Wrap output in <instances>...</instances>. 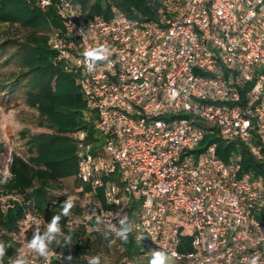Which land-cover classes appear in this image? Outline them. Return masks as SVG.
<instances>
[{"label":"built area","instance_id":"built-area-1","mask_svg":"<svg viewBox=\"0 0 264 264\" xmlns=\"http://www.w3.org/2000/svg\"><path fill=\"white\" fill-rule=\"evenodd\" d=\"M33 1L59 13L54 60L76 76L100 133H76L77 185L53 189L58 199L108 224L135 203L139 237L169 264H264V177L242 171L239 153L221 158L215 142L199 149L217 130L264 156V0H146L151 18ZM100 46L109 60L88 73L83 53ZM38 215L28 207L24 223Z\"/></svg>","mask_w":264,"mask_h":264},{"label":"trees","instance_id":"trees-1","mask_svg":"<svg viewBox=\"0 0 264 264\" xmlns=\"http://www.w3.org/2000/svg\"><path fill=\"white\" fill-rule=\"evenodd\" d=\"M74 1L80 2L84 8H89L90 15L101 14L110 18L113 15L112 7L115 5L132 17H154L153 7L146 0ZM2 23L19 24L30 31L23 39L8 38L0 41V56L5 54L3 62L14 58L18 64L17 70L13 72L15 74L13 78L0 80V92L23 90L27 102L38 110L39 124L51 129L49 132L29 135V157L13 153L9 173L6 179L0 182V189L3 188L4 192L19 193L26 202L17 201L5 212L0 211V240L7 244L3 263L7 264L8 258L13 254V234L23 227L19 220L25 215L28 207L51 218L61 214L64 203L58 199L52 186L58 189L62 178L78 171L76 133L84 130L88 140L98 139L100 133L96 126V110L84 96L76 76L67 71L63 63L54 60L55 50L46 32L49 34L52 24L62 23L55 6L43 9L33 0H0V25ZM9 46H13L14 50H9ZM252 141L258 143L260 139L253 134ZM211 142L216 143L218 154L224 160H229L233 154L239 153L242 171H253L256 175L264 177V156L256 157L246 142L225 140L218 135L217 130H213L205 135L199 149ZM262 150L264 152V145ZM99 195L105 207H109L101 192ZM27 200L30 202L27 203ZM73 205L69 214H80L84 210L93 209L91 205L87 207L78 203ZM124 214L132 222L133 232L127 242L120 238L119 241L123 247V255L131 261L149 247L138 237L140 231L134 227L143 219L139 215L137 205L131 203L122 215ZM68 217L69 215L61 216L60 225L68 233L74 249L69 250V245H64L65 251L73 255V260L78 264H89L87 253L91 252L95 239L88 236L84 223L70 229ZM261 217L264 218V214ZM92 223L96 225L97 220L93 219ZM99 236L97 240L101 244L104 243L105 239ZM109 239L111 236L106 238ZM146 264H149V261Z\"/></svg>","mask_w":264,"mask_h":264},{"label":"rangeland","instance_id":"rangeland-1","mask_svg":"<svg viewBox=\"0 0 264 264\" xmlns=\"http://www.w3.org/2000/svg\"><path fill=\"white\" fill-rule=\"evenodd\" d=\"M74 3L80 6L83 11L89 10V8H84L80 2L74 1ZM29 31V28L20 26L19 24L11 25L9 23H2L0 25V41L8 38L23 39ZM46 34L48 35L47 32ZM10 49L14 50V47L9 46V50ZM9 50H7L6 53H8ZM4 57L5 54L0 56V80L13 78L15 75L13 72L18 68V64L15 62L14 58L8 62H3ZM26 98V93L23 90L0 92V182L5 180L9 173V163L13 153L17 152L24 157H29V135L51 131L49 127L39 124L40 118L38 110L36 107H32L27 102ZM24 131L27 133L24 134ZM59 183H61V186L58 188L59 190L73 193L77 185L76 173L62 178ZM53 185L55 184L53 183ZM52 187L56 189V187ZM17 201L26 203L23 196L19 193L4 192L3 188L0 189V209H2L0 211L5 212L9 207L16 204ZM82 202H86L85 198H82ZM84 213H88V218L85 219L77 213H72L71 215H75V217L71 219L68 217L67 223L70 229L84 223L87 227L88 236L95 239L91 252L87 253L88 260L94 256H99L101 258V264H146L151 258V251L156 249L161 250L150 241L146 243L141 240L149 247L148 250L140 254L136 259L130 261L123 255V247L119 241V237L116 236V230L119 228L118 219L126 215H120L116 218L117 220L111 224L101 219L102 223L94 225L92 220H97L95 217V210L91 209ZM38 214L37 219L29 224L24 223V216L19 220L23 223V227L13 234V254L8 258L7 264H13L17 256L23 258L26 264H78L73 260V255L65 251L64 245H69V250H72L74 249V244L69 238L66 230L62 227V235L58 236L49 246L47 258L41 257L28 249L27 244L32 238L34 229L39 226L41 232H44L47 224L52 219L39 212ZM83 220H86V222ZM113 226H115V228ZM109 229L112 230L109 231ZM99 235L102 236L103 240L105 239L102 244L97 240L100 237ZM108 236H111V239L106 240ZM161 238H163V235ZM0 242H3L5 246L7 245L4 240H0ZM171 261L172 259L168 255V264ZM0 264H4L3 261L0 262Z\"/></svg>","mask_w":264,"mask_h":264},{"label":"clouds","instance_id":"clouds-1","mask_svg":"<svg viewBox=\"0 0 264 264\" xmlns=\"http://www.w3.org/2000/svg\"><path fill=\"white\" fill-rule=\"evenodd\" d=\"M83 56L87 72L93 73L96 70L98 63L109 60L110 51L107 47L100 46L85 50ZM73 206V202L69 197V199L63 204L61 214L52 217L44 232H41L39 226H37L33 231L31 240L28 241V249L41 257L47 258L49 246L58 236L62 235L60 226L61 216H68ZM100 223H102V220L100 217H97V224ZM118 224L119 228L116 230V236L122 241L127 242L130 234L133 232V224L127 216L119 218ZM113 227L115 228V226ZM111 230L112 229H109V231ZM5 254V244L0 242V262L3 261ZM13 264H26V261L20 256H17L13 261ZM89 264H101V258L99 256H94L89 260ZM149 264H168L167 253L159 249L151 251ZM253 264H255V261Z\"/></svg>","mask_w":264,"mask_h":264}]
</instances>
